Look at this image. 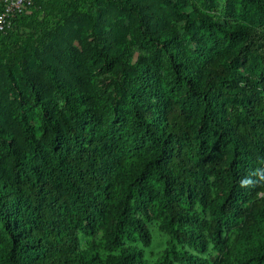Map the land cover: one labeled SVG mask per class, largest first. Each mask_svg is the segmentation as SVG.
Returning a JSON list of instances; mask_svg holds the SVG:
<instances>
[{
  "label": "trees",
  "instance_id": "obj_1",
  "mask_svg": "<svg viewBox=\"0 0 264 264\" xmlns=\"http://www.w3.org/2000/svg\"><path fill=\"white\" fill-rule=\"evenodd\" d=\"M0 264H264V0H33L0 33Z\"/></svg>",
  "mask_w": 264,
  "mask_h": 264
},
{
  "label": "built area",
  "instance_id": "obj_2",
  "mask_svg": "<svg viewBox=\"0 0 264 264\" xmlns=\"http://www.w3.org/2000/svg\"><path fill=\"white\" fill-rule=\"evenodd\" d=\"M32 3L33 0H0V33L10 29L16 17Z\"/></svg>",
  "mask_w": 264,
  "mask_h": 264
},
{
  "label": "rangeland",
  "instance_id": "obj_3",
  "mask_svg": "<svg viewBox=\"0 0 264 264\" xmlns=\"http://www.w3.org/2000/svg\"><path fill=\"white\" fill-rule=\"evenodd\" d=\"M164 246H165V238L155 233L153 249L160 252Z\"/></svg>",
  "mask_w": 264,
  "mask_h": 264
}]
</instances>
